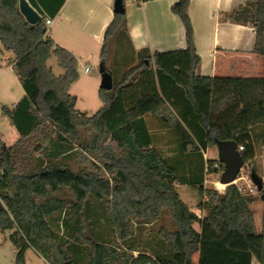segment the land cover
Wrapping results in <instances>:
<instances>
[{"label":"trees","instance_id":"obj_1","mask_svg":"<svg viewBox=\"0 0 264 264\" xmlns=\"http://www.w3.org/2000/svg\"><path fill=\"white\" fill-rule=\"evenodd\" d=\"M27 1L51 19L64 4ZM187 5L171 7L186 41L171 52H135L125 12L113 14L99 54L113 86L98 91L102 106L87 116L69 94L74 57L46 36L44 19L30 25L18 0H0V53L12 55L7 65L25 92L12 111L2 108L19 134L9 147L0 142V232H9L13 264H25L28 249L47 264H264V179L259 231L245 188L203 185L205 174L223 171L203 158L216 141L243 146L244 165L256 172L264 78L198 76ZM225 20L251 25L253 53L264 57V0L246 1ZM51 57L62 75L48 66ZM147 116L174 137V155L155 147ZM176 184L205 197L202 218Z\"/></svg>","mask_w":264,"mask_h":264},{"label":"crops","instance_id":"obj_2","mask_svg":"<svg viewBox=\"0 0 264 264\" xmlns=\"http://www.w3.org/2000/svg\"><path fill=\"white\" fill-rule=\"evenodd\" d=\"M246 1L248 0H188L186 15L192 29L193 47L199 57L198 76L264 78V57L253 53L252 26L225 20L228 14ZM177 2L178 0L125 1L127 33L135 52L147 50L152 54L186 48L184 27L171 11V7ZM112 4L113 0H64L63 6L52 19V24L47 27L46 36L71 54L77 62L78 79L69 88V94L75 99L77 93L73 88L83 78L89 77L91 68L100 64L99 54L104 32L113 19ZM9 59H12L10 53H0V142L5 147L15 143L19 134L2 113V108L12 111L25 96L12 67L7 65ZM85 68H89V73L84 72ZM62 74L61 70L57 76ZM149 117H145L148 126L150 118L158 123V120ZM7 235L9 236V232ZM28 252L47 264L32 249H28L25 256ZM251 264L258 263L253 259Z\"/></svg>","mask_w":264,"mask_h":264},{"label":"rangeland","instance_id":"obj_3","mask_svg":"<svg viewBox=\"0 0 264 264\" xmlns=\"http://www.w3.org/2000/svg\"><path fill=\"white\" fill-rule=\"evenodd\" d=\"M117 50V51H116ZM114 49V52H118L121 54V49ZM110 54L112 56L113 50L111 49ZM94 65V64H93ZM48 66L52 69L53 74L57 76V73L61 71V69L57 66L54 57H51L48 60ZM109 69V64L106 65ZM100 86V75L98 73V67L94 66L91 68V72L89 77H85L82 79L80 83L73 88V91L77 93L76 105L75 109L83 113L87 116H91L95 114L99 108L102 106L100 99L98 97V91ZM150 118V117H149ZM149 129L153 135L154 145L158 148L164 156H172L174 155L175 148V139L172 135L168 134L166 131L161 129V125L151 118ZM164 131V133H160ZM259 131V130H257ZM205 160H218L217 149L215 146L210 147L208 151H206L203 155ZM71 164V162H70ZM253 166L256 168V173L264 179V142L262 140L257 144L255 158L252 162ZM251 171V167L245 164L241 169L238 178L235 182V185L239 188H245L246 191L251 193L255 197V201L251 205V209L254 215V223L257 231L260 230L261 226V214L263 210V205L258 199V192L256 188L251 184L249 179V174ZM221 172L216 174H205L204 175V188L206 189H214L218 193H223L225 187L218 189L216 183L219 181V177ZM220 184V183H218ZM176 189L179 194L181 200L185 203V205L189 208L190 211L195 213L199 218H202L204 212L199 208L202 201H204L205 197L201 196L196 189L189 188L187 186H181L176 184ZM166 219V218H165ZM194 228L198 230V226L194 225ZM14 248L12 244L8 240L7 232H0V264H13L14 256H13ZM196 259V256L193 258ZM25 264H44L40 261L35 255L28 252L25 256Z\"/></svg>","mask_w":264,"mask_h":264},{"label":"water","instance_id":"obj_4","mask_svg":"<svg viewBox=\"0 0 264 264\" xmlns=\"http://www.w3.org/2000/svg\"><path fill=\"white\" fill-rule=\"evenodd\" d=\"M18 10L25 22L30 25L37 24L41 18L36 11L29 5L27 0H18ZM124 6L123 0H113L112 13L123 14ZM98 73L100 75V90L110 91L113 86L111 75L105 70L102 63L98 66ZM217 149L218 161L223 165V171L219 177L218 183L229 186L235 184L241 169L244 166V161L237 151V145L235 142H217L215 143ZM249 179L251 184L256 188L257 192H260L263 188V180L253 170L250 171Z\"/></svg>","mask_w":264,"mask_h":264},{"label":"built area","instance_id":"obj_5","mask_svg":"<svg viewBox=\"0 0 264 264\" xmlns=\"http://www.w3.org/2000/svg\"><path fill=\"white\" fill-rule=\"evenodd\" d=\"M35 11H36V13L39 15V17L41 18V19H44V23H45V26L46 27H49L51 24H52V19L51 18H49L40 8H38V9H36V8H33ZM89 68H85L84 69V72L85 73H89ZM244 149H243V146H238L237 147V151L239 152V153H241L242 151H243ZM215 167H217V166H215ZM236 182V181H235ZM225 187V186H224Z\"/></svg>","mask_w":264,"mask_h":264},{"label":"bare ground","instance_id":"obj_6","mask_svg":"<svg viewBox=\"0 0 264 264\" xmlns=\"http://www.w3.org/2000/svg\"><path fill=\"white\" fill-rule=\"evenodd\" d=\"M214 186H218V189H221V188H223L225 185H222V184H218V183H216V185H214Z\"/></svg>","mask_w":264,"mask_h":264}]
</instances>
